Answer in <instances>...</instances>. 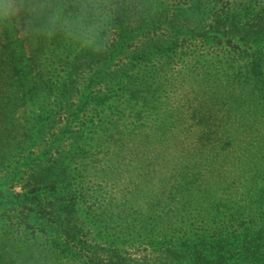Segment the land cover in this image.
<instances>
[{
    "label": "rangeland",
    "instance_id": "rangeland-1",
    "mask_svg": "<svg viewBox=\"0 0 264 264\" xmlns=\"http://www.w3.org/2000/svg\"><path fill=\"white\" fill-rule=\"evenodd\" d=\"M263 1L142 3L150 24L188 27L211 21L188 9L251 11ZM116 2L0 0V189L22 194L24 165L45 160L57 183L43 199L72 207L80 232L114 244L128 264H175L199 236L264 241V67L255 76L254 62L209 41L207 27L171 53L137 56L168 32L136 34L131 24L119 40ZM94 62L99 78L87 85ZM67 76L78 90L60 102L79 111L71 123L53 108ZM217 126L231 146H202ZM4 215L0 264H82ZM254 255L246 264H264Z\"/></svg>",
    "mask_w": 264,
    "mask_h": 264
},
{
    "label": "trees",
    "instance_id": "trees-1",
    "mask_svg": "<svg viewBox=\"0 0 264 264\" xmlns=\"http://www.w3.org/2000/svg\"><path fill=\"white\" fill-rule=\"evenodd\" d=\"M194 9L187 10L189 17L201 13L206 17L205 21H211L205 26L182 27L169 23L154 25L147 20L142 0H117L113 12L115 20L113 28L116 29L119 40L122 41L126 40L125 36H129L126 27L131 24L138 25L135 29L136 34L142 33L143 30L146 33L155 34L166 29L168 36L165 39L154 42L153 47L135 51V55L141 56L142 53L148 55V53L154 54L164 50L171 53L174 42L177 44L186 36L197 38L201 36V31L207 27L210 31L208 40L223 44L232 54L253 61L255 64L253 73L256 76L264 67V1L258 7L252 8L251 11L235 12L230 11L229 7L214 8L210 11ZM99 41L98 46L107 47L108 40L105 38V34ZM110 49L115 55L121 52V49L113 43L110 44ZM138 60L139 58L134 62ZM94 65L99 71L94 72L93 75L90 73L93 71H89L91 77L87 85L99 78H96L101 71L99 63L94 62ZM70 77L67 76L65 78L67 81L58 85L53 108L60 106L63 109L60 116L67 118V120L63 119L64 122L71 123L79 111L75 114V108L60 103L71 99L70 95L73 96L74 92L78 91L77 88L72 89ZM256 79L258 78L256 77ZM263 83H258V85L262 84L263 87ZM89 90L90 88L88 93ZM70 113L74 115H69ZM210 135H212V139L205 138ZM224 135L225 133H221V128L218 126L215 131L206 129L203 131L202 146H205L207 141H212L214 146L224 145L225 141H229L227 146H231V139L224 138ZM45 165V160L44 162L38 161V164L32 166L24 165V168L29 172V178L22 186V190H24L22 194L5 195L3 189H0V214H5L6 219H12V216H15V222H18L17 226H20L24 231H31L35 235L44 237L50 242L58 243L61 247L60 252L64 256H70L71 259L78 260L82 264H128L121 258V252L116 249L114 244L94 237L90 238L91 236L85 231L84 234L80 232L79 224L76 219L72 218V207L64 205L65 202L58 199L52 202L46 201L51 199L50 195L48 196L49 187L57 181L49 175L52 169L44 168ZM198 239V243L194 246L186 245L181 249L177 260L174 261L175 264H229L231 261L233 262L231 264H246V261L252 260V256L259 259V256L254 255L255 253H264L261 250L264 241L263 239L261 241L258 235L253 241L254 247L251 242L245 246L244 241L235 235H230L229 240L216 238L212 242H207L202 236H199Z\"/></svg>",
    "mask_w": 264,
    "mask_h": 264
}]
</instances>
